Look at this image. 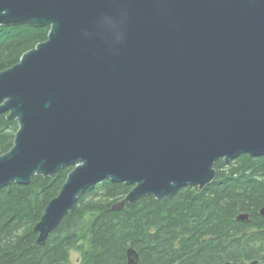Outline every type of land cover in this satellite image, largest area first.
<instances>
[{"label": "water", "instance_id": "obj_1", "mask_svg": "<svg viewBox=\"0 0 264 264\" xmlns=\"http://www.w3.org/2000/svg\"><path fill=\"white\" fill-rule=\"evenodd\" d=\"M23 24L50 31L0 71V114L19 123L0 190L74 166L37 246L98 181L132 186L122 210L264 155V0H0V27Z\"/></svg>", "mask_w": 264, "mask_h": 264}, {"label": "trees", "instance_id": "obj_2", "mask_svg": "<svg viewBox=\"0 0 264 264\" xmlns=\"http://www.w3.org/2000/svg\"><path fill=\"white\" fill-rule=\"evenodd\" d=\"M49 31L50 26L29 24L0 27V71L46 41ZM18 129L17 120L0 114L1 153L13 148ZM73 169L0 190V264H70L72 250L81 252L72 264H128L130 247L139 252L138 264H252L259 259L264 231L247 234L243 228L264 227V155L221 159L216 179L206 188L187 185L165 199L144 196L122 210L112 207L132 186L98 181L80 194L47 244L37 246L34 226ZM242 213L250 222L237 219Z\"/></svg>", "mask_w": 264, "mask_h": 264}, {"label": "flooded vegetation", "instance_id": "obj_3", "mask_svg": "<svg viewBox=\"0 0 264 264\" xmlns=\"http://www.w3.org/2000/svg\"><path fill=\"white\" fill-rule=\"evenodd\" d=\"M260 231H264V227L260 228V226H250V227H244L243 228V232H246L247 234H252V233L260 232ZM261 238L264 239V236L261 237ZM259 246H261V245H259ZM259 252H260V255H257L259 257V259L255 260L253 262L251 261L252 264H262V263H264V247H262ZM226 264H230V263H226Z\"/></svg>", "mask_w": 264, "mask_h": 264}, {"label": "rangeland", "instance_id": "obj_4", "mask_svg": "<svg viewBox=\"0 0 264 264\" xmlns=\"http://www.w3.org/2000/svg\"><path fill=\"white\" fill-rule=\"evenodd\" d=\"M80 257H81V252L80 251L72 250L71 251V262H70V264L76 263L79 260Z\"/></svg>", "mask_w": 264, "mask_h": 264}]
</instances>
